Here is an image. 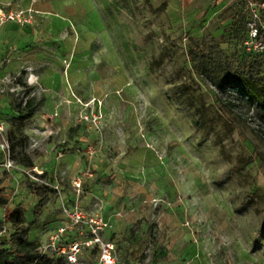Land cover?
Returning a JSON list of instances; mask_svg holds the SVG:
<instances>
[{
	"label": "rangeland",
	"instance_id": "374dc122",
	"mask_svg": "<svg viewBox=\"0 0 264 264\" xmlns=\"http://www.w3.org/2000/svg\"><path fill=\"white\" fill-rule=\"evenodd\" d=\"M247 3L0 0L27 20L0 23V147L12 135L25 169L12 175L0 156V219L21 206L30 240L82 243L79 264H101L102 243L116 264H264V121L188 58L216 39L245 63L233 24Z\"/></svg>",
	"mask_w": 264,
	"mask_h": 264
},
{
	"label": "trees",
	"instance_id": "16d2710c",
	"mask_svg": "<svg viewBox=\"0 0 264 264\" xmlns=\"http://www.w3.org/2000/svg\"><path fill=\"white\" fill-rule=\"evenodd\" d=\"M250 2L262 3L264 0H248L245 14H238L234 17L233 26L243 20L245 36L247 38V23L250 18L248 4ZM246 61L243 63L238 55L228 56L221 44L213 39L212 43L193 47L188 52L189 62L193 74L215 84L220 89H231L241 94V99L256 105L257 115L264 121V56L248 53L243 48ZM21 120L32 117L37 111L34 102L27 101L25 106L18 107ZM77 129L69 131V142L74 140ZM264 134V131H263ZM9 143L13 151L16 149L12 135L9 136ZM68 144V143H67ZM27 166L32 163L23 161ZM5 176L0 175V211L6 207L7 199L4 190ZM35 196L40 198V204L48 202L47 187L36 186ZM7 223L11 227L8 239L6 236L0 239V264H69L65 257L49 256L42 252L41 245L29 238V232L25 227L27 223L26 213L21 206L10 210L5 215ZM1 222V219H0Z\"/></svg>",
	"mask_w": 264,
	"mask_h": 264
},
{
	"label": "built area",
	"instance_id": "2783aa9c",
	"mask_svg": "<svg viewBox=\"0 0 264 264\" xmlns=\"http://www.w3.org/2000/svg\"><path fill=\"white\" fill-rule=\"evenodd\" d=\"M248 11L250 13V18L247 23V38L244 41L245 50L248 53L258 54L264 56V2L256 3L250 2L248 4ZM11 21H17L19 23H25L27 20L23 17V12L21 13H8L0 10V23L4 24ZM4 128L0 125V134L2 135ZM0 148L4 154H6V163L5 168L15 169L17 165L11 158L10 147L7 142L4 143ZM80 186V185H77ZM69 218L72 220L74 225H79L83 219L85 218L82 211L76 207L75 210L68 212ZM65 229H61L59 231V235L54 237V240H58L60 238V234L64 232ZM11 227L7 223V218L4 217L1 219L0 222V239L4 236H10ZM53 240V241H54ZM87 246H90V243H87ZM51 250L59 256H63L66 258L69 264H79L78 256L81 254L83 250V244L74 242L68 246V249L58 247V242L54 241L52 244L47 245L44 247V253ZM114 245L110 243H102L101 245V257L100 263L101 264H116V260L113 256Z\"/></svg>",
	"mask_w": 264,
	"mask_h": 264
},
{
	"label": "crops",
	"instance_id": "0c3cea01",
	"mask_svg": "<svg viewBox=\"0 0 264 264\" xmlns=\"http://www.w3.org/2000/svg\"><path fill=\"white\" fill-rule=\"evenodd\" d=\"M73 141V140H72ZM68 143V144H67ZM71 141L69 142V135H68V141L65 143L66 146H69ZM3 155V151L0 149V156ZM24 167L22 165H17L15 169L8 170L9 173L12 175H19L24 171Z\"/></svg>",
	"mask_w": 264,
	"mask_h": 264
}]
</instances>
